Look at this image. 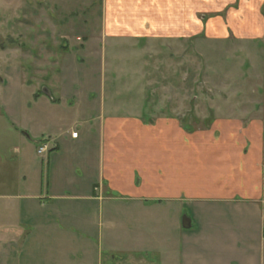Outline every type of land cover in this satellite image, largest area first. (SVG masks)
<instances>
[{"label":"crops","instance_id":"0c3cea01","mask_svg":"<svg viewBox=\"0 0 264 264\" xmlns=\"http://www.w3.org/2000/svg\"><path fill=\"white\" fill-rule=\"evenodd\" d=\"M130 1L134 27L122 31L139 36L143 53L172 44L176 14L193 11L192 0H158L156 27L152 3ZM166 46L149 51L156 73L172 59ZM52 94L25 73H0V264H264V123L227 117L189 131L170 115L72 118V102L64 121L40 112L58 108ZM172 204L191 221L173 235Z\"/></svg>","mask_w":264,"mask_h":264},{"label":"rangeland","instance_id":"374dc122","mask_svg":"<svg viewBox=\"0 0 264 264\" xmlns=\"http://www.w3.org/2000/svg\"><path fill=\"white\" fill-rule=\"evenodd\" d=\"M211 1L210 8L192 0L193 11L173 19L172 44H152L164 52L172 46V59L168 51L156 73L152 47L137 51L143 47L139 36L122 31L127 23V30L134 27L130 0L119 2L126 15L116 10V0H0V73H25L35 89L53 91L58 108L40 112L64 121L71 119L66 103L72 102V118L170 115L189 131L213 128L227 117L264 123V0H237L244 9L237 16L221 10L222 0ZM144 2L152 3L149 19L161 26L160 2L139 5ZM245 10L253 11L255 25L247 26ZM178 210L172 204V235L189 217Z\"/></svg>","mask_w":264,"mask_h":264},{"label":"built area","instance_id":"2783aa9c","mask_svg":"<svg viewBox=\"0 0 264 264\" xmlns=\"http://www.w3.org/2000/svg\"><path fill=\"white\" fill-rule=\"evenodd\" d=\"M72 137L73 138H77L78 137V133L77 132H73L72 133ZM47 150H48V145L45 142H42L40 144V146L38 147V153L39 154H43V153L47 152Z\"/></svg>","mask_w":264,"mask_h":264},{"label":"water","instance_id":"95a60500","mask_svg":"<svg viewBox=\"0 0 264 264\" xmlns=\"http://www.w3.org/2000/svg\"><path fill=\"white\" fill-rule=\"evenodd\" d=\"M183 228L188 229L191 227V221L188 217H184L182 221Z\"/></svg>","mask_w":264,"mask_h":264}]
</instances>
